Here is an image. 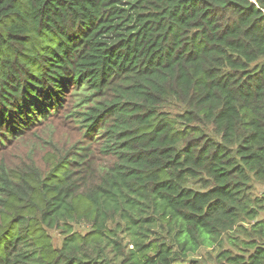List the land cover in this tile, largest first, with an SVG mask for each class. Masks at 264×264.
<instances>
[{
	"label": "trees",
	"instance_id": "trees-1",
	"mask_svg": "<svg viewBox=\"0 0 264 264\" xmlns=\"http://www.w3.org/2000/svg\"><path fill=\"white\" fill-rule=\"evenodd\" d=\"M70 99L84 141L0 171V264H264V0H0V147Z\"/></svg>",
	"mask_w": 264,
	"mask_h": 264
},
{
	"label": "rangeland",
	"instance_id": "rangeland-1",
	"mask_svg": "<svg viewBox=\"0 0 264 264\" xmlns=\"http://www.w3.org/2000/svg\"><path fill=\"white\" fill-rule=\"evenodd\" d=\"M73 112L72 100H67L60 112H50V117L40 124L32 127L22 138L12 139L3 147H0V171L2 167L10 171L26 169L35 164L39 169L46 171L45 159L47 155H59L71 149L77 142L84 141L81 130L68 117ZM53 113V115H52ZM87 141V140H86ZM89 145V141L86 142ZM94 161L97 165L112 164V160L105 157L99 151V146L92 144ZM264 187L257 185L256 192L263 193ZM115 224L109 228L114 229ZM76 232L86 234L90 227L86 223L75 224ZM55 248H61L65 235L60 230L49 231ZM127 244L129 240L124 239ZM130 248H132L130 246ZM190 260H200L202 264H215L214 254L210 255L208 250L202 249L197 254L190 256ZM179 264H188L179 263Z\"/></svg>",
	"mask_w": 264,
	"mask_h": 264
}]
</instances>
